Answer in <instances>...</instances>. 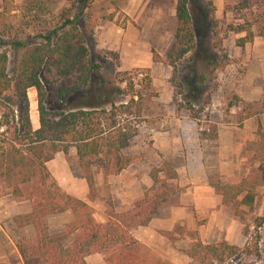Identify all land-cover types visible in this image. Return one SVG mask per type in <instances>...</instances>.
<instances>
[{
  "label": "trees",
  "instance_id": "16d2710c",
  "mask_svg": "<svg viewBox=\"0 0 264 264\" xmlns=\"http://www.w3.org/2000/svg\"><path fill=\"white\" fill-rule=\"evenodd\" d=\"M62 1L65 3L57 12L58 21L47 24L53 7ZM95 1L22 0L16 5L12 0H2L0 195L22 198L30 204L28 213L12 217L18 229L31 225L35 232L33 242L22 238L15 243L22 264H88L85 257L92 253L101 254L105 264H145L139 242L131 230L149 223L158 204L171 193L169 181L176 178L175 169L168 163L152 167L149 172L152 185L141 199L124 211H116L108 202L106 220L94 222L86 217L75 227L81 230L80 235L67 244L63 242V234L49 230V215L66 210L77 211L86 206L84 200L66 192L50 173L46 164L58 152L70 155V149L74 148L82 178L88 188L89 200L97 198L96 169L104 175H116L136 160L135 156L125 152L135 130L120 125L118 118L126 114H133L136 118L141 116L142 105L137 94H133L126 103L116 105L103 100L101 89L98 93V89L91 88L93 92L89 93L93 77L101 67L90 59L87 44L95 26L91 13ZM112 3L116 9V1ZM211 4L209 2V17L216 29L217 20ZM231 9L247 11L252 15L249 22L236 26L229 24L225 28L226 32L245 33L244 37L236 40L237 46L243 47L252 42L255 36L264 37V0H241ZM112 13L106 14L108 20L112 19ZM175 20L174 40L165 58L153 54L154 62H163L173 69L179 60L194 49L196 37L191 0H176ZM34 28H38L36 34H26L27 29ZM21 34H24L23 38ZM214 38V47L222 50L216 30ZM195 55H200L199 51L196 50ZM10 62L13 64L11 75L7 69ZM140 70L135 69V74L140 73ZM68 79L71 81L61 82L55 88L48 87L51 83ZM199 79L204 80L202 76ZM195 87L196 83H193L189 88L191 96L195 93ZM29 88L36 91L37 128H33L29 114ZM254 114L251 104H243L241 120ZM216 128L215 124H211L199 135L203 139L215 141ZM160 173L164 174L163 178H160ZM214 189L222 196L224 203L243 194L240 204L252 209L255 194L246 187L244 180ZM262 224V221H257L256 227ZM244 230L246 236L247 230ZM258 240L259 237L254 249L255 255L259 257ZM183 251L202 264L221 263L238 252L250 254L247 248H239L225 241L209 244L195 241Z\"/></svg>",
  "mask_w": 264,
  "mask_h": 264
},
{
  "label": "rangeland",
  "instance_id": "374dc122",
  "mask_svg": "<svg viewBox=\"0 0 264 264\" xmlns=\"http://www.w3.org/2000/svg\"><path fill=\"white\" fill-rule=\"evenodd\" d=\"M112 1H116V9ZM240 1L191 0L192 22L196 37L194 49L176 63L175 69L163 62H154L153 54L157 53L161 58H165L174 40L176 0H96L93 3L91 13L95 19V26L93 36L87 44L90 59L100 64L101 67L98 74L93 77V85L89 93L91 94L93 89H98L99 93L101 89L104 93L103 100L111 101L116 105L126 103L136 93L142 105L139 118L134 117L133 114L122 115L118 118L120 125L135 130L131 144L125 150L127 154L135 156L136 159L152 167L168 163L174 168L176 164L182 162V159L177 160L166 149L160 152L154 147L152 139L154 133L158 136L165 132L168 133L174 118H191L202 129L208 128L211 124H215L216 127L233 125L242 128L243 121L249 118L240 119L243 104H251L255 111L251 117L258 119L262 115L264 119V95L258 97L256 101L245 102L239 98L234 89L232 90L233 75L249 77L250 74L248 63L246 65L241 58L228 56V49L233 48L236 40L241 38L237 36H245V33L226 32V26L249 22L252 17L247 11L231 9ZM209 2L214 6L216 29L209 17L211 11ZM12 3L19 5L21 2L14 3L12 0ZM64 3L65 1L59 2L53 7V13L47 18V24L58 21L57 12ZM1 7L2 4L0 9ZM109 13L113 14L110 20L106 18V14ZM215 30L218 33L222 50L214 47ZM25 32L33 36L38 32V28L27 29ZM20 36L23 38L24 34ZM196 50L200 55H195ZM12 66V62L7 66L10 75ZM135 69L142 70L135 74ZM201 76L204 78L203 81L199 79ZM121 79L124 80L120 81ZM70 81L71 79L51 83L48 87L55 88L61 82ZM193 83H196V87L194 95L191 96L189 88ZM79 95L80 93L77 97ZM27 96L32 126L36 128L38 118L35 89L29 88ZM252 133L254 135L249 139L242 140L241 157L244 159L240 165L242 171L237 179L244 180L246 187L248 186L253 191L254 202L252 209L240 204L241 197L234 202L237 208V219L241 222L242 229L247 230V235L244 236L245 242L240 248H247L250 254L238 252L235 256L225 259L224 262H213L212 264H264V149L262 147L264 146V128L260 122ZM70 150V155H63L61 152L58 156L55 155L51 169L60 186L66 190L69 187L78 190L79 186L78 184L75 186V182L78 178H82V174L75 150L74 148ZM107 176L101 170H95V186L101 208L88 205L77 211L67 210L49 216L50 232L63 234L65 244L77 235L78 231L75 227L86 217H90L94 222H100L106 217L102 208L104 205L107 207L108 202H111ZM210 183L213 187L226 185L220 183L217 174L211 175ZM170 185L171 193L158 204L159 206L178 203L181 188L173 182ZM26 203L29 204L22 198H14L7 194L0 195L1 209L14 207L16 204L13 210L7 209V214L2 215V222L15 239V243L22 238L31 243L35 238L31 225V229L22 228L14 231L8 221L9 214L14 210H21ZM111 205L113 206L112 202ZM257 221L263 222L259 228L256 227ZM201 223L202 220L198 221V224ZM171 236L169 240L173 243ZM258 237L259 257L255 255L254 249ZM6 256L9 258V264H22L17 249L15 251L13 248L6 250ZM86 261L88 264H105L101 254H90ZM187 264L202 263L192 259Z\"/></svg>",
  "mask_w": 264,
  "mask_h": 264
},
{
  "label": "crops",
  "instance_id": "0c3cea01",
  "mask_svg": "<svg viewBox=\"0 0 264 264\" xmlns=\"http://www.w3.org/2000/svg\"><path fill=\"white\" fill-rule=\"evenodd\" d=\"M13 1L19 3L22 0ZM1 4L2 0H0V6ZM228 53L229 57L241 58L250 67L248 69L249 77L233 75L232 90L234 89L239 98L245 102L256 101L258 97L264 95V37L255 36L252 42L246 43L243 47L237 46L235 43L233 48L228 49ZM246 85L248 86L246 87ZM261 116L258 119L253 117L245 119L242 128L233 125H218L215 141L201 138L198 123L188 117L174 118L168 133H162L161 136L154 133L152 139L155 148H158L160 152L166 149L177 160L178 158L182 159L180 164L174 166L176 178L169 181V184L173 182L181 190L178 203L158 205L146 226H138L131 230V234L139 242L140 254L144 257L145 264H187L192 259L183 250L189 248L195 241H200L203 244L225 241L239 248L243 246L245 235L241 222L237 219V208L234 206V202L240 197L242 198L243 194L224 203L222 196L217 194L211 185L210 177L217 174L221 184L240 180L237 178L242 171L240 165L244 159L241 157L242 140L249 139L254 135L252 131L256 130L259 122L264 128V119ZM59 154L60 152L56 156ZM53 160L54 158L46 165L50 173L55 176L51 169ZM151 168V165L136 159L120 173L107 176L109 200L116 211L131 208L136 200L143 197L146 190L152 185L149 176ZM159 176L160 178L164 177L163 173H160ZM55 178L57 179L56 176ZM77 184L78 190L70 187L66 190L61 187L69 194L84 200L86 202L84 207L89 205L101 208L98 196L94 200L88 199L85 180L80 177L75 182V186ZM14 207L0 208V262L4 263L10 262L6 256V250L13 248L15 251L16 246L15 239L2 222V215L7 214V209L11 211ZM103 207L102 211L105 212L109 208L108 204L107 207L105 205ZM29 211L30 204L26 203L21 210H14L9 214L8 221L14 231L18 228L13 224L12 217ZM105 220L106 217L100 222ZM200 220L202 223L198 224ZM30 227L28 225L24 229ZM76 229L77 235L71 241L81 233L79 228ZM170 235L174 240L173 243L169 240Z\"/></svg>",
  "mask_w": 264,
  "mask_h": 264
},
{
  "label": "built area",
  "instance_id": "2783aa9c",
  "mask_svg": "<svg viewBox=\"0 0 264 264\" xmlns=\"http://www.w3.org/2000/svg\"><path fill=\"white\" fill-rule=\"evenodd\" d=\"M263 110H264V108H263ZM201 130L203 131V130H205V129H202V127H201V128H200V131H201Z\"/></svg>",
  "mask_w": 264,
  "mask_h": 264
}]
</instances>
